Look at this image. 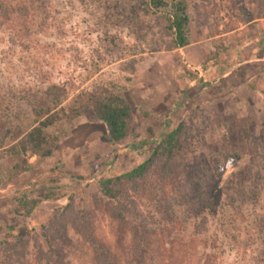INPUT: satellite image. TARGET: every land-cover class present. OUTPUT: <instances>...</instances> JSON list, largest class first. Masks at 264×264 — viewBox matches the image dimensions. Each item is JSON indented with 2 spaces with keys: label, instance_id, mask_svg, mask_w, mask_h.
I'll return each instance as SVG.
<instances>
[{
  "label": "rangeland",
  "instance_id": "rangeland-1",
  "mask_svg": "<svg viewBox=\"0 0 264 264\" xmlns=\"http://www.w3.org/2000/svg\"><path fill=\"white\" fill-rule=\"evenodd\" d=\"M194 2L191 45L181 54L164 49V21L133 0H0V264H58L52 248H60V264H96L78 230L82 213L113 264H264V15L243 21V4L258 12L250 0ZM216 51L217 70L209 59ZM94 60L101 69L87 78ZM217 72L222 80L213 79ZM101 82L130 104L122 141L105 142L104 124L80 116L50 156H5L12 134L32 124V101L47 85L63 83L70 100ZM182 119L188 128L177 183L190 189L196 218L177 204L172 224L163 225L154 212L162 188L153 170L130 193L156 232L136 258L128 236L116 243L113 209L97 181L148 159ZM234 151L225 166L224 155ZM18 194L37 201L28 215L18 210ZM200 222L198 232L193 223Z\"/></svg>",
  "mask_w": 264,
  "mask_h": 264
},
{
  "label": "trees",
  "instance_id": "trees-1",
  "mask_svg": "<svg viewBox=\"0 0 264 264\" xmlns=\"http://www.w3.org/2000/svg\"><path fill=\"white\" fill-rule=\"evenodd\" d=\"M133 1L136 2L135 7L144 15L150 14L156 19L164 21V28L169 37V42L164 47L165 50H174L191 43L190 26L195 21L192 13L195 0ZM250 2L258 12L251 13L243 4L242 8L245 14L243 21L247 23L264 15V0H250ZM259 35L258 43H263L264 35L262 33ZM210 56L209 59L216 64L214 68L217 70L218 51L211 52ZM259 57H262V53H259ZM100 69L101 64L98 60L91 61L90 67L87 69V78H92ZM219 76L217 72L213 79L222 80L223 77L219 78ZM66 100L67 93L63 83L47 85L41 91V95L32 101V124L26 130L19 128L12 134L11 142L3 151L5 156L19 158L26 152L36 155L38 159L50 156L58 138L64 135L72 127L73 121L80 116H88L102 122L106 129L104 140L109 144H116L126 137L131 122V107L128 100L118 93L112 83H93L90 89H83L72 99ZM187 128L186 121L180 120L173 128L160 135L148 159L124 173L97 181L98 190L105 199V205L111 206L113 209L112 218L116 222V243L121 245L128 236L129 251L136 258H140L148 252L156 232L147 218L142 216L130 193L137 192L140 184L153 170H155L154 173L157 174L162 188V199L154 208V212L163 225L172 224L174 207L177 204H187V210L191 212L193 218L196 215L195 210L198 209V204H193L190 189L188 187L186 189V183H177L178 176L182 175L183 137ZM0 146H2V142H0ZM237 156L238 152L236 151L225 154V166L235 160ZM13 168L19 170L21 165L19 162L15 163ZM47 175L48 173L43 176ZM4 178V175L0 174V180ZM81 180L82 177H74L75 182L79 183ZM165 187H167L168 193L164 190ZM173 188L182 189L176 191L178 197L169 193ZM18 196V210L28 215L37 201L31 200L30 203H26L23 194H18ZM42 197L51 198L52 193H45ZM177 198L180 200L178 201ZM16 213L18 214V212ZM87 215V213H82L79 216L78 230L83 232L85 238L94 247V261L96 264H113L112 250L93 235ZM202 223L205 222L202 221ZM200 225L201 222L198 225L193 223V228L201 232L198 230ZM188 241L190 245L196 239ZM52 250L57 256L56 262L60 264L58 260L61 254L59 253L60 248H52Z\"/></svg>",
  "mask_w": 264,
  "mask_h": 264
},
{
  "label": "crops",
  "instance_id": "crops-1",
  "mask_svg": "<svg viewBox=\"0 0 264 264\" xmlns=\"http://www.w3.org/2000/svg\"><path fill=\"white\" fill-rule=\"evenodd\" d=\"M190 45H191V43H190ZM187 46H189V45H187ZM185 47H186V46H185ZM183 48H184V47L177 48V49H175L173 52H177V53H181V54H182V50H183Z\"/></svg>",
  "mask_w": 264,
  "mask_h": 264
}]
</instances>
